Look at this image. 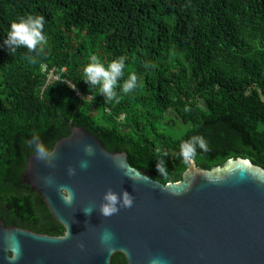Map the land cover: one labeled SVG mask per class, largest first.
I'll return each instance as SVG.
<instances>
[{
  "label": "trees",
  "instance_id": "trees-1",
  "mask_svg": "<svg viewBox=\"0 0 264 264\" xmlns=\"http://www.w3.org/2000/svg\"><path fill=\"white\" fill-rule=\"evenodd\" d=\"M45 17L48 46L0 47V218L37 233L64 227L21 176L38 134L50 148L79 126L165 184L182 179L180 145L200 135L204 170L245 158L264 169V0H0V45L10 24ZM124 57L140 86L105 102L81 79L92 56ZM31 56L30 61L28 57ZM167 153L166 173L156 168ZM111 264H127L117 252Z\"/></svg>",
  "mask_w": 264,
  "mask_h": 264
},
{
  "label": "water",
  "instance_id": "water-1",
  "mask_svg": "<svg viewBox=\"0 0 264 264\" xmlns=\"http://www.w3.org/2000/svg\"><path fill=\"white\" fill-rule=\"evenodd\" d=\"M85 144L95 147L92 157L85 156ZM52 149L51 167L32 154L21 179L41 196L65 232L37 233L7 226L0 218V264H8L7 233H15L20 242L16 264H111L117 252L127 264H151L153 258L160 264H264V169L250 160L230 158L223 167L204 170L191 159L181 180L163 184L132 167L125 152L108 151L79 126H72ZM84 159L89 166L82 170ZM69 168L75 175H68ZM44 176L54 186H46ZM59 185L75 193L70 208L61 200ZM109 189L129 192L134 202L105 218L98 208ZM88 205L95 210L86 216ZM104 228L114 234L111 253L99 242Z\"/></svg>",
  "mask_w": 264,
  "mask_h": 264
},
{
  "label": "clouds",
  "instance_id": "clouds-1",
  "mask_svg": "<svg viewBox=\"0 0 264 264\" xmlns=\"http://www.w3.org/2000/svg\"><path fill=\"white\" fill-rule=\"evenodd\" d=\"M45 17L42 15H27L18 18L10 24L6 37L3 39V44L0 47H5L9 55L15 54L17 49L26 48L29 53H36L37 55L44 52L48 46V37L44 33ZM28 59L31 61L32 57ZM124 57L115 58L105 64L96 56H92L88 63L83 67L82 80L88 87H98V94L102 95L105 102L117 100L119 87L120 92L129 94L134 89L140 86L136 74H130L122 84L118 82L124 77L125 70ZM28 146L32 149L34 157L44 163L45 167H51V161L55 158V151L41 141L38 134H32L27 141ZM207 143L200 135H193L180 145L179 155L184 160H191L197 154V149L206 151ZM95 147L92 144H85V156L92 157L95 154ZM167 153L162 150H157L156 168L160 175L166 173L165 157ZM89 161L87 159L81 160L80 168L87 169ZM68 175H75V170L68 169ZM145 179H150L144 175ZM43 181L46 186H54V181L47 176H44ZM61 194V200L66 207H71L75 199V193L71 188L65 185L57 186ZM134 202V197L127 191L115 192L111 189L107 190L99 205L98 211L101 216L107 218L120 211L121 208H130ZM95 210L94 205H88L83 208V213L86 216L92 214ZM67 235H71L69 226L67 225ZM5 239V251L7 253L6 259L8 264H16L20 255V242L15 233H7ZM99 242L101 247L108 253L114 251V234L104 228L99 235ZM83 248V245L80 246ZM151 264H160L159 258H153Z\"/></svg>",
  "mask_w": 264,
  "mask_h": 264
}]
</instances>
